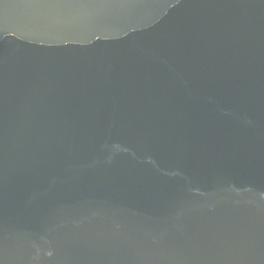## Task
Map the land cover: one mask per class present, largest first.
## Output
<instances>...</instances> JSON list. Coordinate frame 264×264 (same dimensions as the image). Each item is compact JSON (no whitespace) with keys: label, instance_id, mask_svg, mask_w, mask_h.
<instances>
[{"label":"water","instance_id":"obj_1","mask_svg":"<svg viewBox=\"0 0 264 264\" xmlns=\"http://www.w3.org/2000/svg\"><path fill=\"white\" fill-rule=\"evenodd\" d=\"M0 264H264V0H0Z\"/></svg>","mask_w":264,"mask_h":264}]
</instances>
